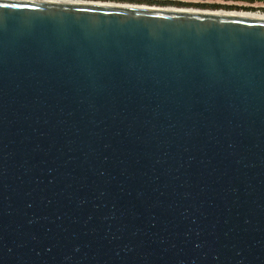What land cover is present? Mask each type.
<instances>
[{
  "label": "water",
  "instance_id": "1",
  "mask_svg": "<svg viewBox=\"0 0 264 264\" xmlns=\"http://www.w3.org/2000/svg\"><path fill=\"white\" fill-rule=\"evenodd\" d=\"M0 0V264H264V17Z\"/></svg>",
  "mask_w": 264,
  "mask_h": 264
},
{
  "label": "flooded vegetation",
  "instance_id": "2",
  "mask_svg": "<svg viewBox=\"0 0 264 264\" xmlns=\"http://www.w3.org/2000/svg\"><path fill=\"white\" fill-rule=\"evenodd\" d=\"M147 3L160 6L189 8L201 10H222V11H252L263 9L264 5L255 4L264 0H142Z\"/></svg>",
  "mask_w": 264,
  "mask_h": 264
},
{
  "label": "rangeland",
  "instance_id": "3",
  "mask_svg": "<svg viewBox=\"0 0 264 264\" xmlns=\"http://www.w3.org/2000/svg\"><path fill=\"white\" fill-rule=\"evenodd\" d=\"M85 1H93V2H107V3H121V4H131V5H143V6H160L158 4H152V3H147L142 0H85ZM255 4L257 5H264V1H257ZM162 7H167V6H162ZM245 11V10H243ZM246 12H260L264 13V8L259 9V10H248Z\"/></svg>",
  "mask_w": 264,
  "mask_h": 264
},
{
  "label": "bare ground",
  "instance_id": "4",
  "mask_svg": "<svg viewBox=\"0 0 264 264\" xmlns=\"http://www.w3.org/2000/svg\"><path fill=\"white\" fill-rule=\"evenodd\" d=\"M236 11L232 12L235 13ZM238 14H244V15H250V16H257V17H264V13H260V12H236Z\"/></svg>",
  "mask_w": 264,
  "mask_h": 264
}]
</instances>
